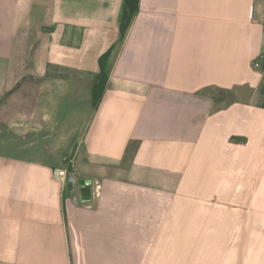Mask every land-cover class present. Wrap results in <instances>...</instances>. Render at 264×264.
<instances>
[{
	"label": "crops",
	"instance_id": "1",
	"mask_svg": "<svg viewBox=\"0 0 264 264\" xmlns=\"http://www.w3.org/2000/svg\"><path fill=\"white\" fill-rule=\"evenodd\" d=\"M122 3L0 0V107L21 108L0 117L1 138L19 140L0 148V264H171L189 251L205 263L235 247L251 264L264 0H139L118 42ZM213 88L246 95L220 104ZM220 234L226 248L190 241Z\"/></svg>",
	"mask_w": 264,
	"mask_h": 264
},
{
	"label": "rangeland",
	"instance_id": "2",
	"mask_svg": "<svg viewBox=\"0 0 264 264\" xmlns=\"http://www.w3.org/2000/svg\"><path fill=\"white\" fill-rule=\"evenodd\" d=\"M255 63V62H254ZM211 94L217 99V101H220L221 103H225L227 101H230L231 99L237 98V97H243L246 95L245 90L244 91H237V90H222V89H218V88H213L211 90ZM0 117L2 116V113L5 114L7 117H9V119H15V117L18 115V111L21 110L18 109L17 107H14L13 112H9L8 107H0ZM10 113V114H9ZM2 132L0 130V148H4V147H9V144L11 141L19 143L18 139L15 140H9V139H3L2 137ZM5 136V133H4ZM4 146V147H2ZM250 223V226H264V219H250L248 220ZM241 225L240 222L236 223V226ZM219 226L222 228V230H226V219L224 217L220 218L219 221ZM201 236V235H199ZM199 236H191V243H193V246L195 245V243L199 240H202L204 243H221L220 245H225L226 248V239H227V243L231 242L229 241V236H225V235H208V236H202L199 238ZM184 238V236H182ZM243 235L242 234H238L235 236L236 241H235V245H238V242L241 241L243 239ZM251 245H252V250H251V259H250V263L251 264H264V235L263 236H255V235H251ZM247 239H249V236L247 237ZM254 245V247H253ZM235 251H231V252H227L229 255L226 257V252L224 251H219V252H214V251H207L205 250L204 252H202V254H204V259L203 261L205 263H201V260L197 259V257L195 256V252L189 251L188 253L184 254L185 257H183L181 259H178L177 256L175 257V255L172 257L173 259L170 258V256L166 255V257L168 258V261L171 264H243V259L245 258L248 259V252L245 250L243 251L242 249H239L238 247H235ZM238 248V249H237ZM226 251V250H225ZM176 254H182V252H177L174 251ZM166 253V251H165ZM168 253V252H167ZM215 253H219V257H218V261L216 260V256ZM198 254H200V252H198ZM230 254H232L230 256ZM172 260V261H171ZM217 261V262H216ZM216 262V263H215ZM234 262V263H233ZM248 264V260L245 261Z\"/></svg>",
	"mask_w": 264,
	"mask_h": 264
},
{
	"label": "trees",
	"instance_id": "3",
	"mask_svg": "<svg viewBox=\"0 0 264 264\" xmlns=\"http://www.w3.org/2000/svg\"><path fill=\"white\" fill-rule=\"evenodd\" d=\"M139 10V0H123L122 10L120 16V34L118 42H121L126 35V32ZM113 48H110L100 58V74L97 76L98 80L94 81L92 85V103L95 106L100 99L102 88L104 87L106 74L109 71V59ZM3 115V114H2Z\"/></svg>",
	"mask_w": 264,
	"mask_h": 264
},
{
	"label": "built area",
	"instance_id": "4",
	"mask_svg": "<svg viewBox=\"0 0 264 264\" xmlns=\"http://www.w3.org/2000/svg\"><path fill=\"white\" fill-rule=\"evenodd\" d=\"M255 66H259L257 62L254 63ZM54 177H56L58 180L62 181L67 179V171L63 169H58L54 171Z\"/></svg>",
	"mask_w": 264,
	"mask_h": 264
}]
</instances>
